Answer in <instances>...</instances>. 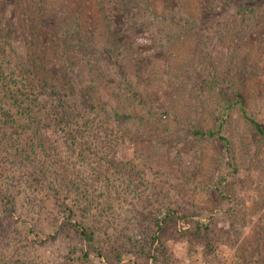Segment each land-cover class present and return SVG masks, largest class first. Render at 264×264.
<instances>
[{
	"label": "trees",
	"instance_id": "obj_1",
	"mask_svg": "<svg viewBox=\"0 0 264 264\" xmlns=\"http://www.w3.org/2000/svg\"><path fill=\"white\" fill-rule=\"evenodd\" d=\"M166 1L178 35L197 31L199 19L186 10L187 0ZM96 2L108 39L103 49L90 36L86 39L88 33L83 35L79 25L61 29L59 23L47 29V0H15L12 5L0 0V264H129L125 256L130 253L134 264H178L167 235L180 221L179 240L200 246L197 251L215 249L214 215L182 210L165 200L161 184L148 181L149 171L158 174L150 156L143 154L141 165L120 158L129 133L125 122L147 119L135 109L126 111L120 97L129 91L134 103L141 93L127 78L125 60L134 47L128 32L137 19L143 20L150 1ZM247 8L238 12L244 19L250 17ZM9 29L24 42L23 50L1 34ZM212 68L201 79L217 87L220 79ZM231 70L222 72L223 81L234 78ZM227 94V109L239 104L264 137V126L248 113L246 94L235 88ZM194 130L231 144L222 123ZM226 179L216 184L222 194ZM128 202L136 217L123 228ZM60 236L79 238L84 245H70L54 261L39 255L41 245ZM237 242L234 264H264L259 257L264 231Z\"/></svg>",
	"mask_w": 264,
	"mask_h": 264
},
{
	"label": "rangeland",
	"instance_id": "obj_2",
	"mask_svg": "<svg viewBox=\"0 0 264 264\" xmlns=\"http://www.w3.org/2000/svg\"><path fill=\"white\" fill-rule=\"evenodd\" d=\"M149 1L145 2L143 20L137 19L134 30L128 32L134 47L125 60L127 78L141 93L134 103L128 98L129 91L120 97L126 111L135 109L147 119L125 122L129 133L120 158L141 165L142 155L150 156L158 174L149 171L148 181L161 184L165 200L172 199L182 210H197L206 217L214 215L218 240L215 249L206 253L197 251L200 246L178 239L177 226L182 228L183 222L174 225L175 230L167 236L178 264L191 260L197 264H234L237 241L253 237L257 230L264 231V137L239 104L227 109L231 98L227 93L234 88L244 92L248 113L264 126V0H187L186 10L199 22L197 31L184 37L175 32L176 20L166 14L168 1ZM47 3V29L59 23L63 24L61 29H76L79 25L94 46H107L105 22L96 0ZM245 8L250 12L247 19L238 14ZM231 16L236 20H230ZM1 34L24 49V42L15 37L12 29L2 30ZM230 67L234 78L223 81L222 72ZM210 68L220 79L217 87L202 82ZM124 81L121 79L123 87ZM106 96L109 100L110 95ZM220 123L230 146L217 135L195 133L196 127L207 130ZM223 176H227L222 185L224 194L216 188ZM131 203L122 211L123 228L135 221ZM70 245L84 244L79 238L60 236L41 245L39 255H49L54 261ZM92 256L97 257L94 253ZM133 257L127 254L125 261L134 264ZM259 257L264 259V254Z\"/></svg>",
	"mask_w": 264,
	"mask_h": 264
}]
</instances>
